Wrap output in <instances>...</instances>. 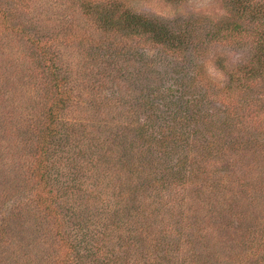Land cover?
Listing matches in <instances>:
<instances>
[{
	"label": "trees",
	"instance_id": "1",
	"mask_svg": "<svg viewBox=\"0 0 264 264\" xmlns=\"http://www.w3.org/2000/svg\"><path fill=\"white\" fill-rule=\"evenodd\" d=\"M225 4L230 12L226 18L209 19L207 24L202 17L190 18L181 27L184 31L134 11L123 0H70L76 12L71 40L81 44L85 54L95 47L103 50L113 67L124 72L122 81L107 78L117 88L124 86V93L117 90L102 100L111 107L128 108V126L135 133L131 146L137 151L107 172L104 179L109 186L98 184L90 195V200L104 198L100 209L96 205L98 229H86L79 213L75 227H69L73 216L61 200L63 188L54 182L58 177L52 174L51 148L75 88L69 86L62 67L48 51L36 52L32 58L46 71L44 82L50 93L43 121L36 127L37 138L31 142L35 159L22 181L32 188L25 192L20 185V197L11 208L0 204V261L10 259L8 249L13 253L21 249L15 235L9 233L8 238L1 224L32 216L25 207L38 214L35 235L42 236L36 243L48 250V258L41 249L37 256L28 255L25 264H91L105 256L98 237L102 230L107 236L110 228L134 233L133 238L148 246L137 252L141 254L139 264H163L164 259L168 264L264 260V234L256 242L243 234L236 249L228 244L222 258L210 261L214 239L242 231L237 226L245 216L242 202H259L257 186L246 181V173L264 153V0H225ZM247 24L254 25L249 29ZM251 36L257 39L251 59L232 66L215 53L220 46L248 43ZM212 61L227 74L226 81L219 82L209 72ZM5 207L10 209L8 214H3ZM17 208L22 216H16ZM120 211L126 215V222L122 220L126 225L119 224ZM72 230H82L87 238L80 240ZM123 245L119 244L121 252Z\"/></svg>",
	"mask_w": 264,
	"mask_h": 264
},
{
	"label": "rangeland",
	"instance_id": "2",
	"mask_svg": "<svg viewBox=\"0 0 264 264\" xmlns=\"http://www.w3.org/2000/svg\"><path fill=\"white\" fill-rule=\"evenodd\" d=\"M24 1L26 3L20 4L17 0H0V204L11 208L17 203L15 199L20 197V185L25 192L32 188L22 181L29 172L27 167L35 159V149L31 142L37 138L36 127L43 121V110L50 93L49 86L44 82L46 71L35 65L32 56L36 52L42 54L46 50L49 52L47 55L55 58V63L62 67V74L69 80V86L75 88L72 101L63 110L61 131L51 148L52 174L58 177V182H54L63 188L61 200L72 213L73 219L69 227H75V217L79 213L85 221L86 229H98L100 213L96 205L100 209L104 198L97 196L90 200L89 197L98 184L101 188L102 185L109 186L104 177L107 172L115 169V164L120 162L121 158L125 161L126 157L131 158L137 151L131 146L135 133L131 126H128L125 115L128 108L115 105L111 107L105 105L102 100L104 96H111L117 90L124 93V86L117 88L115 83L107 81V78H125L124 72L113 67L114 64L110 63L112 60L103 50L95 47L85 54V48L71 40L69 35L73 29V16L76 12L70 6V0ZM123 1L136 12L163 19L184 31L181 27H185L190 18L202 17V22L205 20L207 24L209 19L221 20L230 14L225 0ZM253 25L247 24L249 29ZM190 27L193 28L192 25ZM37 39L42 40V43H37ZM247 42L233 48L227 45L217 47L215 53L226 57L228 63L236 66L240 60L251 59L255 53L257 39L251 36ZM194 59L197 61V57ZM166 60L174 61L170 58ZM167 68L170 69V66ZM208 70L219 82L228 79L227 74L213 61L210 62ZM120 80L117 82L121 83ZM261 80L264 87V78ZM261 113L264 118V112ZM261 125L264 126V123ZM231 157L232 153L226 159ZM254 161L253 169L246 173V181L257 186L255 191L259 202H242L240 209L245 216L243 215V221L237 223L242 231L238 229L228 232L227 235L218 234L221 236L211 243L210 261L222 258L228 244L232 245V249H236L239 246L236 244L241 241L243 234L249 235L250 242L259 241L264 234V153ZM246 162L250 163V160ZM237 165H240V162H237ZM232 192L236 193L234 190L230 191ZM102 195L108 196L106 192ZM29 203L35 204L33 201ZM25 209L32 216L28 218L26 215L27 218L21 219L22 221L19 218L7 219L1 224L7 229L8 238L9 233L15 235L21 249L20 246L17 249L14 247L16 251L20 250L18 253L8 249L10 259L1 260L0 264H25L28 255L37 256L41 249L43 252L45 250L36 243L42 236L35 235L38 214L29 207ZM9 210L5 207L3 214H8ZM15 214L22 216V210L17 208ZM118 219L121 225L123 221L126 222L123 211H120ZM11 229H14L15 233ZM72 231L78 234L80 240L87 238L82 230ZM124 232L126 231L110 228L108 235L104 236L102 230L98 240L105 256L100 260H92L91 264H139L141 254L138 255L137 252L142 253L141 250L144 248V251L148 246H143L141 240L133 238L134 233ZM119 236L124 237L120 240ZM120 243L125 247L122 252L119 250ZM2 246L3 243H0V248ZM47 252L48 250H45L46 258ZM250 261L251 264H264V260L259 263L260 259L257 257H251ZM162 263L168 264L166 259Z\"/></svg>",
	"mask_w": 264,
	"mask_h": 264
}]
</instances>
